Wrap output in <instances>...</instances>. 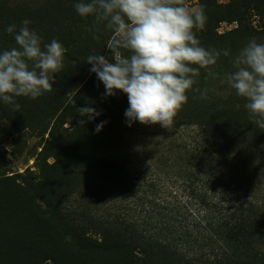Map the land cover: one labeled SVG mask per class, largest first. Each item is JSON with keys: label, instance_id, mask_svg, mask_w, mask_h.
Masks as SVG:
<instances>
[{"label": "trees", "instance_id": "16d2710c", "mask_svg": "<svg viewBox=\"0 0 264 264\" xmlns=\"http://www.w3.org/2000/svg\"><path fill=\"white\" fill-rule=\"evenodd\" d=\"M26 1L20 2L23 7L18 9L9 0H0V50L17 47L13 35L4 29L14 24L18 31L23 26L22 21L28 19L31 21L29 27L37 31L43 43L56 39L67 49L65 58L70 64L64 67L68 73L65 78L79 77L82 71H88L91 65L86 61L92 54H101L114 62L111 49L106 48L114 33L91 16L81 18L73 7L76 0ZM237 3V0L226 4L216 0H200L199 3V7L204 6L207 17L205 28L196 33L200 44L206 49H227L229 56L221 55L216 65L211 66V72L199 70L193 87L200 91L187 92L188 100L175 117V126H197L202 139L196 149L185 143L184 150L175 160L177 179L189 191L186 210L158 209L155 204L152 212L138 216L129 206L135 191L150 187L155 192L159 188L155 181H148L130 165L131 150L123 144L122 136L139 130L136 129L139 122L132 123L131 127L126 123L127 95H122V99L119 93L106 96L103 83L91 72L76 95H87L86 105L101 113L106 122L120 121L122 128L115 137L106 133L108 137L103 141L102 149L95 145L84 147L81 140L80 144L73 143L70 148L67 136L75 137L72 132L68 135V128L59 132V126H63L68 117H74L71 128L79 118L76 119L72 112L71 116L63 115V111L55 116L49 135L75 165L72 172L77 174L75 184L82 179L86 180L85 185L102 181L103 185L117 191L124 204L115 209L105 206L100 215L86 210L72 213L68 208L63 211L58 202L61 196L50 190L45 179L34 182L31 192L38 193L48 207L40 209L35 205L29 212H18L19 217L0 209V264H264V204L249 196L241 197L231 183L224 186L223 195L217 200V186L213 182L215 172L208 173L207 170L205 173L204 165H201L207 157L211 162H217L219 157H225L226 161L230 157L240 164L245 158L243 150H237L236 156L231 151L241 148L248 140L251 141L249 145L256 147L257 158L264 160V130L251 122L252 117L244 107L246 101L225 81L226 75L234 70L231 61L238 51L250 39L261 38L260 32L263 31L264 36V0H252L246 4L244 12L237 10ZM254 11L256 16L259 15V29L250 23ZM224 22H236L237 26L219 33L218 28ZM245 29L249 33L241 38ZM122 54L130 53L122 50ZM236 97L240 102H236ZM117 106L119 111L115 110ZM20 112L21 108L16 111L11 105L0 103V125L14 126L18 121L14 115ZM234 128L241 137L234 138ZM53 142L49 141V144ZM48 150L45 145L44 152L50 156ZM195 201L206 214L197 215L192 211L190 203L195 205ZM194 215L198 220L194 219L188 225L187 219ZM14 217L19 225L17 231L10 227Z\"/></svg>", "mask_w": 264, "mask_h": 264}, {"label": "clouds", "instance_id": "9594fccd", "mask_svg": "<svg viewBox=\"0 0 264 264\" xmlns=\"http://www.w3.org/2000/svg\"><path fill=\"white\" fill-rule=\"evenodd\" d=\"M73 7L81 18L91 16L114 33L106 47L114 62L101 54L89 55L86 62L103 83L106 96H115L117 90L127 95L124 116L129 127L139 122L171 130L188 100L187 92L200 91L193 87L199 70L211 72L221 55L229 56L227 49L200 44L196 33L207 21L203 5L189 8L183 0H76ZM30 23L24 19L18 31L14 24L7 26L4 31L13 35L17 47L0 50V103L16 111L20 109L16 98L36 100L52 91L67 52L56 39L43 43ZM231 63L234 70L225 81L246 101L251 122L264 130V43L250 39ZM79 114L94 120L101 113L89 106ZM104 123L96 125L97 132Z\"/></svg>", "mask_w": 264, "mask_h": 264}, {"label": "rangeland", "instance_id": "374dc122", "mask_svg": "<svg viewBox=\"0 0 264 264\" xmlns=\"http://www.w3.org/2000/svg\"><path fill=\"white\" fill-rule=\"evenodd\" d=\"M22 1L9 0L10 4L12 3L18 9L20 7L19 3H22ZM30 1L36 0H27L26 3ZM216 1L226 4L230 0ZM237 1V10L244 12L246 4L248 5L252 0ZM183 3L189 8H199L200 0H183ZM22 7L23 5L20 8ZM255 13L257 12L254 11L250 23L252 27L259 29L261 26L259 15L256 16L257 14ZM236 26V22H224L220 25L218 31L223 33L230 31ZM245 30L241 33V38H245L248 35L249 30ZM260 33L261 38H258L257 42L264 43L263 31ZM202 46L204 47V45ZM68 62L69 60L65 58L64 67H68L70 64ZM66 74L68 73L65 68L60 73L55 74L52 91L45 93L36 100H31L27 97L16 98L21 108V114L14 115L17 116L18 121L14 126L0 125V146L2 149L0 158V209L2 208L16 216L18 212H29L35 205L40 207V209H47L48 206L44 201H41L40 195L36 192H31L34 182H39L41 179H45L50 186V190L61 196L58 202L60 207L64 209L63 211L68 208L72 213L86 210L100 215L103 214L105 206L115 209L117 206L119 208L121 204H124L117 191L114 188H108L103 185L102 181L98 180L85 185L86 180L82 179L79 184H75L77 174L75 172L72 173L75 165L63 151V148L58 147L57 142H53L52 136L49 135L55 122V116L63 111V115L70 114L68 116H71L73 113L76 119L79 118L77 121L74 119L75 125L71 128L70 125L73 122L71 118L74 117H68V121L63 126H59V132H63L65 128H68V135L71 132L73 133L72 135L75 138L67 136L70 148L73 143L76 145L80 144L79 140H81V144L84 147L95 145L102 149L106 136L108 137V135L112 134L115 137L117 131L122 128V126L119 127L120 121L115 123L106 122L100 115L94 120H88L87 117L80 116L81 108L89 106L86 105L87 95L79 93V95H76V93L89 78L91 72L88 69V71H82L79 77L71 78H65L64 75ZM118 93L121 99L122 95H125L117 90ZM225 95H228V93ZM236 102H240L237 97ZM119 109V106L115 108L116 111H119ZM61 119L63 118L61 117ZM81 120L85 122L81 124ZM102 121L105 122L104 126L102 130L97 132L96 125ZM137 125L136 129L139 130L125 133L123 136L121 134L120 136L124 140L123 144L131 150L130 165L132 169L144 174L148 181H155L159 189L155 192L150 187L139 189L132 193L135 195L131 197V205L127 203L135 210L138 216L139 214H144V212H152L155 204H157L158 209L167 208L171 210L174 207L175 210L179 208L180 211L184 212L186 210V202L189 200V191L180 184L181 180L177 179L178 173L176 172L177 165L175 160L178 158V154L184 150L185 143H189V146L187 145L189 148L196 149L197 143L202 140L198 133L199 128L194 125L178 127L174 125L171 130H168L162 128L159 124L145 125L137 123ZM233 135L234 138L241 137L237 129H235ZM58 136L59 133L56 129L55 138ZM48 139L53 144H49V141L47 142ZM250 142L248 140L241 148L231 151L234 152L233 156H236L234 154L238 153L237 150H243L241 151L245 154L243 155L245 158L242 161L240 160V164L236 162L238 160L230 159V157H227L226 161L225 157H219L217 162H211V159L207 157L201 162V165H204L205 173L207 170H209L207 171L208 173L212 172V170L215 172L213 182H216L217 186V194L215 193L217 200L223 195L221 193L224 186L231 183L235 185L232 188L241 197L249 196V198L264 204V160L258 159V153L255 151L256 147L253 144L249 145ZM45 145L49 148L50 156H47L46 151L44 152ZM56 152L59 153L57 157L54 156ZM248 155L254 157L249 158ZM240 158L237 157V159ZM223 161H225V164H222ZM83 176H86V171H84ZM36 190H39V188L37 187ZM145 195L152 196L157 201L152 197L147 198ZM143 199L146 201L143 202ZM190 205L193 206L192 211L197 215L200 213L201 215L206 214L203 211L204 209H199L196 201L195 205L191 203ZM77 218L79 219V217ZM140 219L142 220L143 218ZM194 219L198 220L195 215L189 217L187 224L191 225ZM18 226V222L15 221L14 217L10 227L13 231H17Z\"/></svg>", "mask_w": 264, "mask_h": 264}]
</instances>
